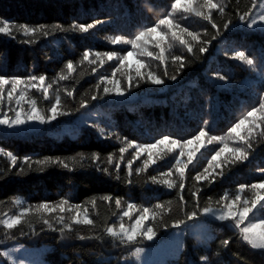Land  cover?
I'll return each instance as SVG.
<instances>
[{
	"label": "snow or ice",
	"instance_id": "snow-or-ice-1",
	"mask_svg": "<svg viewBox=\"0 0 264 264\" xmlns=\"http://www.w3.org/2000/svg\"><path fill=\"white\" fill-rule=\"evenodd\" d=\"M169 6L170 11L163 12L155 21L145 16L148 22L141 25L137 31L109 37L112 45L122 46L120 51L93 52L91 48L83 51L78 64H87L91 73L98 76V80L92 94L81 98L75 109L66 107L62 99L63 93L75 101L74 86L72 89L57 87L54 99L49 91L53 88V82L59 84L61 81L74 79L77 63L72 59H68L65 67L51 78L53 82H50L47 72L35 74L33 69L27 75L9 74L6 64L0 63V126L3 135L17 136L39 131L41 129L38 125L51 127L53 121L72 118L76 113H79L77 118L88 127L98 128L96 123L89 122L87 115L88 110L95 107L92 101L115 102L114 98L133 95L142 87L169 88L171 82L183 79L186 69H190L194 61L206 60L205 54L211 55L210 49H215L218 54L222 53L228 59L242 62L249 70L247 79L237 81L234 74L222 68L207 69L205 77L217 89V93L235 94L238 90H243L255 97L256 106L250 105L251 110L246 111L228 128L226 135H212V127L206 119L202 121L198 132L190 138L161 134L159 139L153 138L152 143H138L136 139H130L128 136L121 139L118 132L98 128L101 137L119 139L122 145L117 152L109 153L106 158H103L99 151L87 155L79 152L67 157L45 156L35 160L25 155L23 165L13 173L16 176L26 175L32 170L44 173L48 168L55 167L71 174L78 170L90 169L109 177L114 176L119 181L120 173L126 170V183L129 187L132 185L131 177L134 172L147 173L159 160L171 157L174 164L167 171L161 172L159 176L148 175L147 179L166 190L176 191V207L182 212V216L169 219L174 211L171 200L158 201L150 208L142 207L138 214L133 216V210L137 208L135 203L128 202L125 209L124 201L119 195L108 193L99 199L108 204L114 201L116 209L121 210L119 226L106 223V226L98 231L96 221L90 217L88 209L82 204L72 203L67 198L70 193L61 194L57 201L45 198L27 206L22 199L16 198L14 204L19 206L20 210L15 214L0 213V229H3L7 240L14 241L18 246L8 247L5 244L0 247V264H47L42 252L26 246L20 238L30 242L38 239L41 234H52L58 246L66 247L65 241L71 239L73 233L79 241L95 240L101 244L106 242V238H110L115 246H126L129 256L134 257V260L117 257L115 261L109 257L95 260L92 264H170L166 260L154 261L146 257L151 254L154 245H166L169 241L176 242L175 256L184 254L189 231L197 242H207L211 239L207 222L211 221L226 222L233 233L251 249L264 255V167H256L259 179L252 183H239L231 195L225 191L215 201V206L211 203V198L209 203L201 206L199 189L193 191L189 188L186 193V180L212 185L218 179L224 178L233 168L252 164L258 153H264V43L257 47L247 41L241 43L230 39L237 32H243L245 35L264 34V0H251V7L244 11L237 8L231 14L224 0H169ZM135 10L141 14H156V6L151 0L137 3ZM217 15L221 18L219 23ZM177 16L184 21L192 16L199 18L203 31L190 30L189 26L177 21ZM111 23H114L111 15L106 19L94 18L90 23L73 19L67 26L61 22L14 23L9 19L0 18V35L32 46L41 38L58 32L86 34L98 25ZM177 45L184 50L182 55L172 54L171 50ZM123 46H130V50H125ZM133 58L134 64L131 62ZM0 59L6 57L0 54ZM108 61L114 62L115 65L111 75L98 73L97 67H102ZM153 62H157L159 70L152 69ZM169 64L173 67L171 74L168 71ZM32 89L39 91L49 100V107H38L37 100L28 95ZM233 102H236L235 99ZM206 104L211 114L212 109L222 104L221 96L213 94L208 97ZM202 149L205 153H210V159L202 171L197 172L195 177H190L188 173L199 164L198 154ZM0 153L9 158V171L16 168L17 155L12 151H5L4 148H0ZM126 153L131 158H127ZM141 160V166L134 168V162ZM261 163H264V158ZM5 176H8V173H5ZM2 203L3 201H0V204ZM88 204L95 208L97 197H91ZM125 218L129 221L127 225ZM77 226L87 227L89 235L77 232ZM230 239L231 237L221 241L218 253L227 251ZM145 241L151 244L137 246ZM209 251L211 252L210 249ZM193 264H220V261L210 256H201Z\"/></svg>",
	"mask_w": 264,
	"mask_h": 264
},
{
	"label": "trees",
	"instance_id": "trees-1",
	"mask_svg": "<svg viewBox=\"0 0 264 264\" xmlns=\"http://www.w3.org/2000/svg\"><path fill=\"white\" fill-rule=\"evenodd\" d=\"M141 2L142 0H0V18L9 19L14 23L61 22L67 26L73 19L90 23L94 18L106 19L108 15L114 18V23L98 25L89 33L58 32L50 37L41 38L37 44L32 46L0 35V54L6 57V59H0V63L6 64L9 74L27 75L33 69L35 74L47 72L50 82H53L51 78L65 67L68 59H72L74 63H77V71L73 74L74 79L61 81L59 84L53 82V88L49 91L53 94L51 98L54 99L57 87L72 89L74 86L75 101L67 98L63 93L62 99L66 107L75 109L81 98H87L92 94L98 80V76L91 73L87 64L82 66L78 64L83 51L86 48H91L93 52L120 51L122 46L112 45L109 37L133 33L148 22L145 16L155 21L163 12L170 11L169 0H151L156 6V14H141L135 10V5ZM224 3L228 5L230 14L234 13L237 8L244 11L251 7V0H224ZM177 21L189 26L192 31H203L202 22L194 16L189 17L187 21L177 16ZM217 22H221L218 15ZM209 30L212 31L210 26ZM230 39L241 43L247 41L248 44H255L259 47L261 43H264V34L245 35L243 32H237ZM123 47L125 50H130V46ZM171 52L173 55H182L184 50L177 45ZM210 52L211 55L205 54L206 60L194 61L191 68L186 69L183 79L178 78L179 82H171L169 88L142 87L133 95L114 98L115 102L92 101L95 107L88 110L89 120H93L92 122L96 123L98 128H107L112 132L120 133L121 139L128 136L130 139H136L138 143H152L153 138L159 139L161 134H176L175 138L181 135L186 139L190 138L198 132L205 119L210 122L212 135H226L228 128L237 122L246 111L251 110L250 105L256 106V100L243 90H238L235 94L217 93V89L205 77L207 69L222 68L234 74V79L237 81L247 79L249 70L242 62L228 59L222 53L218 54L215 49H210ZM131 62L134 64V58ZM114 66V62L108 61L102 67H97V72L102 75H111ZM152 69L159 70L157 62L152 63ZM168 71L170 74L173 72L171 64H169ZM152 88L160 90L153 91ZM213 94L221 96L222 104L212 109L209 114L206 100ZM28 95L37 100V105L41 109L49 107V100L45 99L39 91L32 89ZM234 99L236 102H233ZM78 115L79 113H76L72 118H63L59 122L53 121L54 128L42 126L39 131L17 136H4L2 127H0V147L18 156L16 168L9 171L10 160L0 154V201H3L0 204V213H17L20 209L14 204L16 198L22 199L27 206V204L34 205L45 198L57 201L61 198V194L70 193L71 195L67 198L72 203L82 204L88 209L99 231L106 226V223L115 224L120 214L121 210L116 209L114 201L108 204L99 199L104 194L112 193L122 198L125 209L128 202L137 205V208L133 210V216L137 215L142 207L150 208L158 201L167 202L169 200L174 204V211L169 219L182 216V212L176 207V191L166 190L162 186L152 184L147 179L148 175L159 176L161 172L167 171L174 164V159L171 157L159 160L157 164L148 169L147 173L136 174L134 172L131 177V187L126 183V170L120 173L121 180L119 181L114 176L109 177L90 169L78 170L75 174H71L66 170L51 167L44 173L32 170L23 176L13 174L19 166L23 165L25 155L35 160L45 156L67 157L79 152L87 155L99 151L102 157L106 158L109 153L117 152L122 146L119 139L101 137L98 128L73 123ZM63 123L72 125L73 131L58 135L57 124L62 125ZM125 155L131 158L127 153ZM198 155L200 162L188 173L190 177H195L197 172L202 171L207 165V160L210 159V153H205L203 149ZM262 158H264V153H258L252 164L233 168L224 178L218 179L212 185L186 180V193L189 188L193 191L199 189L201 206L209 203V198L215 206V201L225 191L231 195L238 188L239 183H252L260 178L256 167H264V163H261ZM141 164L142 160L134 162V168L140 167ZM5 173H8V176H5ZM93 196L97 197L95 208L88 204ZM207 224L210 228L211 239L199 243L192 237L186 236L187 247L184 254L166 261L170 264H193L201 256H210L220 261V264H264V255H261L258 250L251 249L246 242L233 233L228 224L216 221L207 222ZM76 231L85 236L89 235L87 227L77 226ZM229 237L231 239L227 251L218 253L221 241ZM20 239L22 243L31 247L47 246L44 257L51 264H58V262L59 264H92L95 260L109 257L115 261L117 257L122 258L128 254L126 246L117 247L110 238H106L103 244L95 240L79 241L75 238V233L71 239L65 241L66 247L58 246L52 234H41L38 239L30 242L24 241L23 238ZM14 243V241L7 240L3 229H0V247ZM146 244H151V242L145 241L137 246Z\"/></svg>",
	"mask_w": 264,
	"mask_h": 264
},
{
	"label": "rangeland",
	"instance_id": "rangeland-1",
	"mask_svg": "<svg viewBox=\"0 0 264 264\" xmlns=\"http://www.w3.org/2000/svg\"><path fill=\"white\" fill-rule=\"evenodd\" d=\"M77 117L73 120V123H77V125H80V124H83L84 125V123L81 120H79ZM92 121L93 120H89L90 123ZM54 126H55L54 123H52V126L51 127L54 128ZM0 127H2V126H0ZM37 127L39 129L42 128V126H39V125ZM56 128H59L58 129V132H57L58 135L61 134V133L66 132V131L67 132H72L73 131L72 125L65 124V123H63L62 125H58L57 124V127ZM5 151H7V150L5 149ZM0 154H2V153H0ZM6 158L9 159L8 157H6ZM119 222L120 221H119V216H118L116 218V220H115V224H116L117 227L119 226ZM124 222L127 225L129 223L128 218H125ZM223 223L227 224L226 222H223ZM207 228H208V234H209L210 228H209L208 224H207ZM187 236H190L193 239H195V237L193 235H191L190 231L187 233ZM199 243H201V242H199ZM17 246L18 245L16 243L11 244V245H8V247H17ZM26 246H28V245H26ZM29 247H31V246H29ZM175 247H176V242L175 241H169V243L166 244V245H163V244H161V245H154L153 248H152L151 254L148 255L146 258H149V259L154 260V261H164V260H167L169 258H173V257H175V255H174ZM31 248L34 251L42 252L43 253V258L45 259L44 252L46 251L47 246L31 247ZM124 258H128L130 260H134V257H130L129 254L124 255L121 259H124ZM47 264H51V263L49 261H47Z\"/></svg>",
	"mask_w": 264,
	"mask_h": 264
}]
</instances>
